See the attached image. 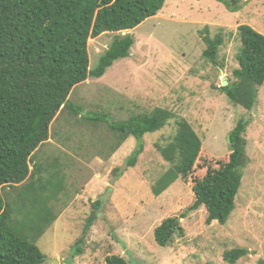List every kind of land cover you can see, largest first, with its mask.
I'll list each match as a JSON object with an SVG mask.
<instances>
[{
    "label": "rangeland",
    "instance_id": "obj_1",
    "mask_svg": "<svg viewBox=\"0 0 264 264\" xmlns=\"http://www.w3.org/2000/svg\"><path fill=\"white\" fill-rule=\"evenodd\" d=\"M240 5L233 13L217 0H166L156 16L122 33L134 39L129 57L115 61L102 77L75 86L68 97L83 114L97 112L113 120L155 106L167 109L185 118L215 157L228 151L227 135L237 122L247 120L242 136L249 162L228 222L208 225L203 208L189 210L193 180L203 175L202 156L193 180L177 181L159 197L152 195V186L170 167L154 145L172 140L174 121L146 134L143 153L128 167L134 138L111 153L112 137L104 122L61 114L37 152L43 159L49 154L61 157L66 182L56 204L58 218L37 241L43 264H105L110 255L129 264H227L223 253L233 248L247 250L236 264L264 263V84L249 111L232 106L220 90L238 68L239 27L250 26L264 35V0H240ZM206 27L211 38L223 37L216 65L203 56ZM114 35L105 32L88 40L89 70L97 67ZM95 201L100 202L97 220L76 253ZM166 218H176L182 234L170 246L159 247L153 231Z\"/></svg>",
    "mask_w": 264,
    "mask_h": 264
},
{
    "label": "trees",
    "instance_id": "obj_2",
    "mask_svg": "<svg viewBox=\"0 0 264 264\" xmlns=\"http://www.w3.org/2000/svg\"><path fill=\"white\" fill-rule=\"evenodd\" d=\"M230 12L241 9L240 0H217ZM166 0H0V264H43L37 241L58 218L56 204L66 190L64 162L49 154L43 159L38 149L50 138V126L61 114L96 124L104 122L111 133V153L130 137L135 150L126 166L133 167L143 153V138L170 121L176 134L167 145L154 148L169 169L156 180L151 192L159 197L177 181L189 182L199 166L203 174L193 180L194 203L190 211L203 208L205 223L225 225L235 209L241 187L242 170L249 159L242 136L247 120L240 119L228 133V151L215 157L204 149L192 125L183 117L155 106L122 120L108 115L83 114L68 97L72 89L88 78H100L119 59L127 58L134 44L133 30L154 17ZM206 36L203 56L217 64L223 37ZM114 33L96 68L89 70L88 40ZM241 42L238 68L220 90L234 107L251 110L264 84V35L250 26L238 29ZM93 114V115H92ZM199 161V162H198ZM32 164V165H31ZM119 174H116L118 176ZM76 253L97 220L100 202L92 203ZM183 218V217H182ZM182 234L176 218H166L153 231L159 247L170 246ZM247 250L233 248L223 253L227 264H236ZM105 264H129L118 255L105 258ZM260 264H264L263 261Z\"/></svg>",
    "mask_w": 264,
    "mask_h": 264
},
{
    "label": "water",
    "instance_id": "obj_3",
    "mask_svg": "<svg viewBox=\"0 0 264 264\" xmlns=\"http://www.w3.org/2000/svg\"><path fill=\"white\" fill-rule=\"evenodd\" d=\"M221 73H222V72H221ZM226 85H227V81L224 80L222 86H226Z\"/></svg>",
    "mask_w": 264,
    "mask_h": 264
}]
</instances>
